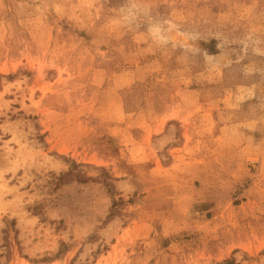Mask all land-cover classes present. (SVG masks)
Wrapping results in <instances>:
<instances>
[{"label": "rangeland", "instance_id": "374dc122", "mask_svg": "<svg viewBox=\"0 0 264 264\" xmlns=\"http://www.w3.org/2000/svg\"><path fill=\"white\" fill-rule=\"evenodd\" d=\"M0 264H264V0H0Z\"/></svg>", "mask_w": 264, "mask_h": 264}, {"label": "clouds", "instance_id": "9594fccd", "mask_svg": "<svg viewBox=\"0 0 264 264\" xmlns=\"http://www.w3.org/2000/svg\"><path fill=\"white\" fill-rule=\"evenodd\" d=\"M137 15V12L135 9L133 8H128L126 11V19H130L131 22V18H135ZM164 24H168L169 25V29H165L163 27L162 24L160 23H152L148 26L147 32L150 36H152L153 38H155V40L160 41L164 44H167L169 42V38L164 34L167 30H170V28L172 27V25L170 24L169 21H165Z\"/></svg>", "mask_w": 264, "mask_h": 264}]
</instances>
